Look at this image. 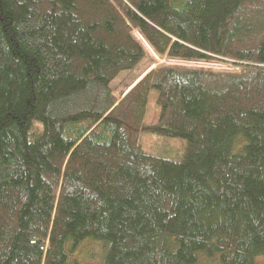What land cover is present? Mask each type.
<instances>
[{
  "label": "trees",
  "instance_id": "1",
  "mask_svg": "<svg viewBox=\"0 0 264 264\" xmlns=\"http://www.w3.org/2000/svg\"><path fill=\"white\" fill-rule=\"evenodd\" d=\"M133 32L234 69L161 66L117 97L146 56ZM263 255L264 0H0V264Z\"/></svg>",
  "mask_w": 264,
  "mask_h": 264
},
{
  "label": "rangeland",
  "instance_id": "2",
  "mask_svg": "<svg viewBox=\"0 0 264 264\" xmlns=\"http://www.w3.org/2000/svg\"><path fill=\"white\" fill-rule=\"evenodd\" d=\"M133 35L138 41L142 43L146 51V56L142 62H140L133 70L121 73L118 78L112 83V89L117 97L124 96L126 92L140 81L149 71L153 68L161 66H174V67H188V68H204L212 70H227L232 71L228 65L221 63H201V62H185L170 60L165 57L157 55L151 47L142 41V38L137 32H133ZM157 114V109L154 103V92L151 94L146 121L153 122ZM141 143L144 150L153 155H164L172 158L180 156L184 147V140L181 138H164L154 134H145L141 136ZM95 248L94 246H92ZM96 249V248H95ZM254 264H264V255L255 258ZM210 261L203 264H209ZM96 264V263H95ZM218 264V263H213Z\"/></svg>",
  "mask_w": 264,
  "mask_h": 264
}]
</instances>
